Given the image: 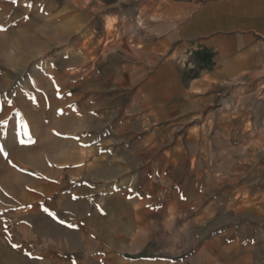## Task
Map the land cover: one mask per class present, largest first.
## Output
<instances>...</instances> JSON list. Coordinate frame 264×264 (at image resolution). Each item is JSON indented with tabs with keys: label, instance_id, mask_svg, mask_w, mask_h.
Returning <instances> with one entry per match:
<instances>
[{
	"label": "crops",
	"instance_id": "0c3cea01",
	"mask_svg": "<svg viewBox=\"0 0 264 264\" xmlns=\"http://www.w3.org/2000/svg\"><path fill=\"white\" fill-rule=\"evenodd\" d=\"M97 7L101 40L130 42L76 82L91 108L65 168L85 209L52 195V223L16 247L33 264H264V0Z\"/></svg>",
	"mask_w": 264,
	"mask_h": 264
},
{
	"label": "rangeland",
	"instance_id": "374dc122",
	"mask_svg": "<svg viewBox=\"0 0 264 264\" xmlns=\"http://www.w3.org/2000/svg\"><path fill=\"white\" fill-rule=\"evenodd\" d=\"M100 1L0 0L3 263L33 264L31 252L16 247L17 237L49 227L52 195L69 196L64 208L72 213L85 209L75 198L87 188L65 168L81 145L76 136L86 133L79 127L91 108L77 99L86 92L76 82L101 62V54L130 42L101 40Z\"/></svg>",
	"mask_w": 264,
	"mask_h": 264
}]
</instances>
